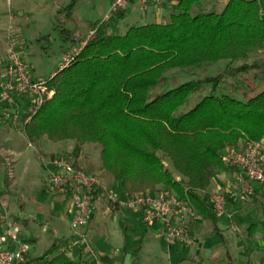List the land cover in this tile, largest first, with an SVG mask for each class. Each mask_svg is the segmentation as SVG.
I'll use <instances>...</instances> for the list:
<instances>
[{"label": "trees", "instance_id": "16d2710c", "mask_svg": "<svg viewBox=\"0 0 264 264\" xmlns=\"http://www.w3.org/2000/svg\"><path fill=\"white\" fill-rule=\"evenodd\" d=\"M77 1L56 15L71 20ZM196 4L180 0L167 24L132 26L124 35H109L105 22L84 38L65 31L67 52L80 53L46 79L52 96L25 125L21 113L15 128L28 144L97 148L100 176L120 185L119 202L165 190L215 231L217 216L202 194L217 174H238L224 162L227 149L264 141V87L236 89L239 97L218 89L226 78L253 75L264 83V62H250L264 53V18L256 0H229L221 13H194ZM219 62L226 63L220 74L196 76ZM184 73L191 77L180 82ZM3 180L0 195L9 186ZM257 228L249 226L248 237ZM64 242L55 239L25 263L87 264L62 252Z\"/></svg>", "mask_w": 264, "mask_h": 264}, {"label": "crops", "instance_id": "0c3cea01", "mask_svg": "<svg viewBox=\"0 0 264 264\" xmlns=\"http://www.w3.org/2000/svg\"><path fill=\"white\" fill-rule=\"evenodd\" d=\"M4 1L10 10L24 11L21 4L24 3L23 0H0V5ZM52 1L56 15L63 7L59 6L60 0ZM179 1L168 0L146 8L136 4L140 7L141 14L135 15L132 18L133 22H143L142 25H145L151 24L149 22L152 20L151 22L154 24H167ZM228 1L197 0L193 12L221 13ZM256 1L260 6L261 17L264 18V0ZM134 5L131 4L123 11L121 19L116 20V17H113L107 23L104 21L108 25L109 35L125 34L129 27L120 29L119 23L124 20L127 14L130 16L131 8ZM21 138L24 140L22 135ZM245 144L241 142L238 147ZM11 145V151L16 158L24 153L28 146L36 152L35 145L28 144L25 140L24 146L21 148H17L13 140ZM46 150L45 147H38V151L46 156L48 154L49 158L47 163L41 162L45 164L43 167L48 170L43 180L45 184L47 176L52 171V160L60 155L71 157L81 169L84 166L100 174V163H94V165L84 162L82 165L79 161L81 157L75 150L73 154H64L55 148ZM35 157L34 155V159L38 161ZM32 169L35 171L37 165L33 164ZM25 176H28V171L24 173L22 179L20 178L17 185L20 186ZM236 176L237 174H217L212 179L209 188L202 194L203 199L207 197V201L205 199L204 201L210 209V198L216 194H223L226 198L225 214L217 217L215 231L209 223L198 217L194 220L189 219L188 235L192 242L191 245H166L161 237L163 227L160 223L146 225L141 211L129 210L121 206L115 208L109 204L104 193H98L87 225L78 230L70 228L72 217L66 197L53 194L52 202L45 209L43 205H37L40 203L39 201H35L32 204L33 210L29 208L26 211V218L30 221L28 224L41 228V231L25 235L16 230L6 238L5 246L12 250L24 249V256L34 259L41 256L55 239H65L61 250L69 247V257L72 259L81 258L87 264H264V226H262L264 225V191L257 184L250 183L253 189L251 199L246 203L240 202L238 199L239 182L236 180ZM103 184L106 190L116 197L119 198L122 195L118 183L103 180ZM19 207L24 212V205L21 204ZM8 217L13 220L9 213ZM222 219H225L224 225H221ZM14 220L13 224L16 222ZM251 225H257L258 228L252 237H248V228ZM5 233L3 232V234ZM45 233H50L51 239L46 240L47 247L41 249Z\"/></svg>", "mask_w": 264, "mask_h": 264}, {"label": "built area", "instance_id": "2783aa9c", "mask_svg": "<svg viewBox=\"0 0 264 264\" xmlns=\"http://www.w3.org/2000/svg\"><path fill=\"white\" fill-rule=\"evenodd\" d=\"M168 0H111L110 13L106 21L121 14L131 4L143 8L157 5ZM4 58L0 60V119L16 127L24 114L22 125L27 124L38 112L44 102L52 96L48 91L46 80L34 78L25 61L23 43H19L10 25L7 29ZM81 48H72L62 55L58 70L67 67L80 53ZM224 162L236 169V180L239 182L238 199L246 203L253 195L250 183L257 184L264 191V141L246 143L237 149H227ZM75 161L60 155L51 162L52 171L46 179L50 191L58 196L66 197L70 205V228H84L92 214L95 197L104 193L110 205H119L129 210H139L143 213L146 225L160 223L162 240L166 245H191L188 235V220L197 216L190 210L187 203L178 199L173 193L162 190L139 194L127 202H119L111 192L107 191L102 180L93 174L74 167ZM7 175L13 177V164L9 160L6 165ZM226 198L216 194L210 198L211 210L220 217L225 214ZM11 235L10 231L0 235V264H26L25 250L9 249L3 244ZM69 247L61 250L68 254Z\"/></svg>", "mask_w": 264, "mask_h": 264}, {"label": "rangeland", "instance_id": "374dc122", "mask_svg": "<svg viewBox=\"0 0 264 264\" xmlns=\"http://www.w3.org/2000/svg\"><path fill=\"white\" fill-rule=\"evenodd\" d=\"M71 0H60L59 6L65 7ZM111 0H78L74 14L71 20L65 21L64 16H57L54 13V4L52 0H23L21 3L24 11L10 10L6 4V1L0 5V60L4 58V51L6 45L7 29L11 25L19 43H23V50L25 53V61L34 78L48 79L52 73H55L61 63L62 55L71 48V41L65 40L66 32H74L81 38L91 34L96 24L104 22L110 13ZM130 16L124 18L119 23L120 29L126 26H141L143 22H133V17L137 14H141V9L138 5H134ZM150 20L149 23H153ZM108 21H106L107 23ZM120 32L122 30H119ZM264 62V53L259 54L256 57L250 59V62ZM226 66L225 62H219L210 67L201 69L196 72L198 78L216 76L220 74ZM235 66H237L235 64ZM195 75V74H194ZM179 81H186L191 77L186 73L179 74ZM245 86L251 88H262L264 83H260L258 80L253 79V75L239 77L238 79L226 78L220 85L219 92H223L227 95H236V89H246ZM239 97V96H238ZM21 132L11 126L9 123H5L0 119V193L5 191L4 176L8 179V189L6 193L0 195V235L7 230L13 233L19 231L25 235L32 233H38L41 228L28 224L29 219L26 218V211L31 208L33 210V203L43 205V208L47 207L52 202L53 194L49 190L47 184L43 183L48 170L43 167L41 162L47 163L49 160L48 154L43 155L38 151V147H45L47 150L54 149L64 154H73L74 150L79 160L83 165L84 162L89 164L100 163L98 149L95 147H82L81 149L73 142H62L52 144L47 141H42L38 144H34L36 152L28 146V149L22 153L18 158L12 153L11 142L15 143V146L21 148L24 146V140L21 138ZM42 143V144H41ZM79 148V149H77ZM239 148V147H238ZM45 150V149H44ZM46 150V151H47ZM80 151V152H79ZM36 156L38 161L34 159ZM11 160L13 164V177L10 178L7 175L6 163ZM163 163L166 168L171 170V165L166 159H163ZM36 164L37 169L33 171L32 165ZM95 165V164H94ZM82 170L85 172H91L93 175L98 176L102 182L100 174H97L95 170H90L82 166ZM93 168V167H92ZM28 171V176L22 180L20 186L17 182L22 179L24 173ZM105 181V180H104ZM207 201V197H204ZM24 205V212L20 209V205ZM38 209V208H37ZM36 213L38 211H35ZM8 213L13 217V220L8 217ZM225 219L221 220V225H224ZM235 221V220H234ZM51 239L50 233L44 234V242L41 244V249H44L48 245V240ZM7 240V239H6ZM47 240V241H46ZM5 246V243L3 244ZM6 247V246H5Z\"/></svg>", "mask_w": 264, "mask_h": 264}]
</instances>
